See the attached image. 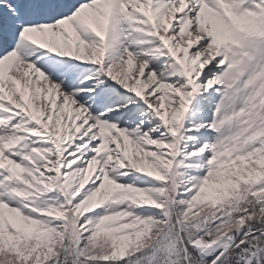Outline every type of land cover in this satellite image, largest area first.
I'll return each instance as SVG.
<instances>
[{"label": "snow or ice", "instance_id": "snow-or-ice-1", "mask_svg": "<svg viewBox=\"0 0 264 264\" xmlns=\"http://www.w3.org/2000/svg\"><path fill=\"white\" fill-rule=\"evenodd\" d=\"M0 264H264V0H0Z\"/></svg>", "mask_w": 264, "mask_h": 264}]
</instances>
